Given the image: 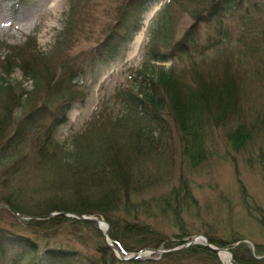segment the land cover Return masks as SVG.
<instances>
[{
  "label": "rangeland",
  "instance_id": "374dc122",
  "mask_svg": "<svg viewBox=\"0 0 264 264\" xmlns=\"http://www.w3.org/2000/svg\"><path fill=\"white\" fill-rule=\"evenodd\" d=\"M74 1L0 0V59L10 51L9 45L22 44L33 36L39 51L49 50L63 30L65 21L70 19V5ZM127 1L78 0L75 3L69 37L73 43L66 53L71 69L77 70L78 75L74 81L81 93L71 104L67 113L68 122L60 127L59 143L64 151H70L72 147L71 133L86 131L93 122L98 126L106 116L122 113V95L132 85L135 77L141 78L137 72L146 63L154 43H157L160 52H169L168 43L157 40V34H153L159 26L157 20L163 6H167L165 13L171 20L167 23L171 26V40L175 42L193 21L195 8L204 0H152L148 9L138 18L137 27L116 30L114 27L119 23L118 8L120 5L123 8ZM247 5L250 14L248 27L251 29L238 25L235 17H228L224 20L228 36L220 37L212 26L200 24L197 26L196 46L191 51L192 59L182 57L154 63L156 68H168L174 63L187 70L191 61L196 59L203 61L204 69L215 70L216 66H220L223 56H228L232 67L238 69L233 75L243 79L247 87L246 108L252 111L242 116L244 119L237 124L246 121L251 125V140L243 148L235 149L225 135L228 128L208 129L204 134L205 155L192 163L188 157L180 154L182 146L176 136V128L172 126L170 132L173 136L160 146H151L150 153L145 156V172L149 174L150 188L145 184L140 192H131L130 201L120 202L116 210L106 214L111 219V224L118 228L119 234L123 233L122 224L138 222L149 226L159 236L166 235L171 242L204 234L221 240L226 246L232 242V246H236L238 242L245 243L251 256H264V72L254 73L255 68L244 63V55L238 53L240 49L243 50L237 45V39L241 36L256 39L257 46L262 44L264 0H252ZM119 27L122 25L119 24ZM111 33L116 45L107 52L102 44ZM60 48L61 46L57 49ZM110 55L108 61L107 56ZM254 64L255 67L260 62L254 61ZM148 68L152 66L148 65ZM14 71L9 75L11 83L23 82L30 89L32 84L24 79L21 71ZM59 71L58 68L57 73ZM49 111L54 112L55 106L49 107ZM15 114L20 116L21 110L17 109ZM27 139L30 140V137ZM188 147L195 153L197 160L199 151ZM29 148L30 141H27L25 152H29ZM57 158L60 159V156ZM33 168V161L29 158L26 186L20 187L22 189L17 192L18 196L14 200L15 205L23 209L25 205L34 204L33 198L49 196L52 190L48 187V182L56 175L68 171L66 168L57 169L52 164H43L36 170V175H33ZM183 178L187 185L177 189ZM165 198H168L169 205L163 211L161 203ZM64 200L67 201L68 198ZM39 202L33 208H39ZM65 206L75 208L81 204L67 203ZM9 212L7 208L0 209V234H22L33 240L37 248L31 262L42 255L47 247H59L73 253V264L129 263L111 247H107L103 234L97 227L73 224L68 220L49 227L47 232L45 228L35 227L33 229L36 232L29 234ZM97 214L104 215V218L106 216L102 212ZM108 223L110 229V221ZM129 229L126 228L124 234L133 249H137L139 240L144 241L145 237ZM151 237L155 240L158 238L154 234ZM113 242L111 239L110 243ZM122 245L127 254L136 250H128ZM158 246L160 250L165 248L162 243ZM100 247L106 251L103 252ZM141 257L140 261L133 264H218L210 255L170 256L167 259L159 253H153Z\"/></svg>",
  "mask_w": 264,
  "mask_h": 264
},
{
  "label": "trees",
  "instance_id": "16d2710c",
  "mask_svg": "<svg viewBox=\"0 0 264 264\" xmlns=\"http://www.w3.org/2000/svg\"><path fill=\"white\" fill-rule=\"evenodd\" d=\"M251 1L204 0L195 8L193 21L175 42L171 40V26L167 23L171 20L165 13L167 6H164L159 13L157 22L159 26L153 34H157V40L168 43L169 52H160L157 43H154L149 50L146 63L137 72L141 78H134L132 85L122 95L120 101L122 113L106 116L100 125L97 126L93 122L86 131L71 134L72 149L68 153H64L59 143L58 131L70 102L81 93L76 84L72 83L77 70L71 69L70 59L66 53L73 43L69 38L73 22L71 14L78 0L70 5V19L65 21L63 30L49 51L45 53L39 51L34 36L27 38L22 45L9 46L10 53L0 60V202L7 203L22 214L38 217L53 211L78 214L102 212L106 215L109 211L116 210L120 202L130 201L131 192H140L145 184L150 188L149 174L145 172V156L150 153L151 146H160L173 136L170 132L172 126L176 128V136L182 146L180 154L188 157L192 163H196L205 155L204 134L208 129L228 128L225 135L232 147L243 148L251 140V125L246 121H241L239 125L237 123L252 109L246 108L248 100L245 81L233 75L238 69L232 67L228 56L219 59L221 64L216 66L215 70L204 69L203 61L196 59L191 61L187 70L185 67L179 68L174 63L168 68L163 66L156 68L151 61L164 62L182 57L192 59L191 51L196 46L197 26L200 24L212 26L220 37L228 36L224 26V20L228 17H235L238 25L251 29L248 27L250 17L247 6ZM151 2L152 0H128L123 8L120 5L119 23L114 29L137 27L138 18ZM119 24L122 27H119ZM113 37L111 33L102 44V48L107 52L116 45ZM255 41L256 39H247L245 36L238 37L237 45L243 50L240 49L238 53L244 55L245 64L255 68L254 73L264 72V38L262 44L258 46ZM60 46L61 48L57 49ZM65 46L67 48H64ZM254 61L260 64L254 67ZM148 65L152 68L149 69ZM15 67L31 81V89L24 88L21 82L13 84L8 79ZM58 96L64 98L57 104L59 112L52 121L46 123L48 116L46 106ZM15 106L25 107L26 113L16 118L12 130L11 120L14 117L12 113ZM28 135L33 136L31 148L29 152H23L21 144L27 140ZM188 146L199 151L197 160L195 153L190 151ZM57 156H60V159ZM29 158L35 167L33 175H36V170L43 164L55 165L57 169H68L48 182V187L52 190L49 196L42 199L33 198L34 204L40 201L38 204L40 207L36 209L33 208L34 204L25 205L23 209L15 205L14 201L18 196L17 192L22 189L20 187L26 186ZM185 185L187 182L183 178L181 185L176 188ZM64 198L68 200L65 201ZM167 201L168 198H165L161 203L163 211L169 205ZM67 203H79L81 206L67 207L65 206ZM105 219L112 223L107 215ZM68 220L73 224L92 225L87 221L70 219L63 214L33 219L23 224L28 225L29 229L35 227L48 229ZM121 228L123 233L119 234L118 228L111 224L108 235L131 251L136 248L133 249L129 244L124 234L126 228L145 237L144 241L139 240V247L136 250L159 247V243L165 248H170L175 243L183 242L182 239L171 242L166 235L159 236L149 226L138 222L122 224ZM151 234L158 237L157 240L152 238ZM14 238L0 235L1 255L9 250L8 245L11 244L9 240ZM18 240L29 242L22 237ZM209 240L219 246H226L221 240L210 237ZM232 245L229 243L227 246L233 254L234 264H264V256L260 258L251 256L247 244L240 242L236 246ZM102 247L100 249L106 251ZM203 255L213 256L218 261L214 251L199 244L165 253L162 257L169 259L170 256ZM72 256V252L57 250L51 252L49 256H44L43 260L45 264H73ZM137 261L140 259L127 264Z\"/></svg>",
  "mask_w": 264,
  "mask_h": 264
},
{
  "label": "water",
  "instance_id": "95a60500",
  "mask_svg": "<svg viewBox=\"0 0 264 264\" xmlns=\"http://www.w3.org/2000/svg\"><path fill=\"white\" fill-rule=\"evenodd\" d=\"M14 214H15V216H17V218H19V219H22V217L21 216H19L16 212H13ZM51 215H54L53 213H51V214H49L48 216H51ZM79 218H82V219H86V220H89V221H91V222H93V223H97V224H99V222H100V220L99 219H97V218H87V217H84V216H79ZM106 231H104V234H105V236H106ZM185 246H182V247H180V248H175V249H172V251H174V250H178V249H182V248H184ZM212 249H214V250H219V249H217V248H214V247H212V246H210Z\"/></svg>",
  "mask_w": 264,
  "mask_h": 264
},
{
  "label": "bare ground",
  "instance_id": "6f19581e",
  "mask_svg": "<svg viewBox=\"0 0 264 264\" xmlns=\"http://www.w3.org/2000/svg\"><path fill=\"white\" fill-rule=\"evenodd\" d=\"M101 227H104V224H101ZM221 256H222L223 258H225L226 260H228V256H227V254H225V253H221Z\"/></svg>",
  "mask_w": 264,
  "mask_h": 264
}]
</instances>
